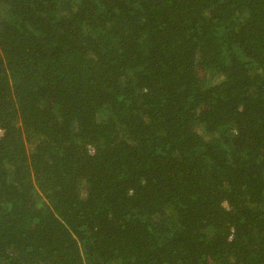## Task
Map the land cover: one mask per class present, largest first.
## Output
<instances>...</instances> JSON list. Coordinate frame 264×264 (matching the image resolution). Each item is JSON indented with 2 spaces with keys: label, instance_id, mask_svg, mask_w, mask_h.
Instances as JSON below:
<instances>
[{
  "label": "trees",
  "instance_id": "1",
  "mask_svg": "<svg viewBox=\"0 0 264 264\" xmlns=\"http://www.w3.org/2000/svg\"><path fill=\"white\" fill-rule=\"evenodd\" d=\"M0 264H264V0H0Z\"/></svg>",
  "mask_w": 264,
  "mask_h": 264
},
{
  "label": "rangeland",
  "instance_id": "2",
  "mask_svg": "<svg viewBox=\"0 0 264 264\" xmlns=\"http://www.w3.org/2000/svg\"><path fill=\"white\" fill-rule=\"evenodd\" d=\"M0 136H2V132H0Z\"/></svg>",
  "mask_w": 264,
  "mask_h": 264
}]
</instances>
